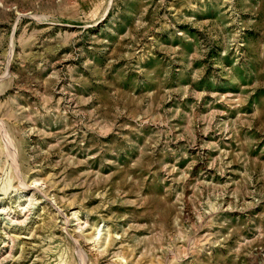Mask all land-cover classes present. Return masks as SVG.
Returning a JSON list of instances; mask_svg holds the SVG:
<instances>
[{
    "label": "rangeland",
    "instance_id": "rangeland-1",
    "mask_svg": "<svg viewBox=\"0 0 264 264\" xmlns=\"http://www.w3.org/2000/svg\"><path fill=\"white\" fill-rule=\"evenodd\" d=\"M0 264H264V0H0Z\"/></svg>",
    "mask_w": 264,
    "mask_h": 264
}]
</instances>
